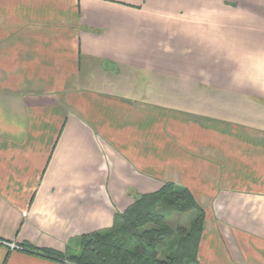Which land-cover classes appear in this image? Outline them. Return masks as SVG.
Instances as JSON below:
<instances>
[{"label":"crops","instance_id":"crops-1","mask_svg":"<svg viewBox=\"0 0 264 264\" xmlns=\"http://www.w3.org/2000/svg\"><path fill=\"white\" fill-rule=\"evenodd\" d=\"M165 182L198 264H264V0H0V264Z\"/></svg>","mask_w":264,"mask_h":264},{"label":"trees","instance_id":"trees-1","mask_svg":"<svg viewBox=\"0 0 264 264\" xmlns=\"http://www.w3.org/2000/svg\"><path fill=\"white\" fill-rule=\"evenodd\" d=\"M187 212L193 213L188 224L170 223L175 214ZM203 221L190 191L165 182L153 193L135 195L109 228L78 236L63 253L39 250L71 264H198Z\"/></svg>","mask_w":264,"mask_h":264},{"label":"rangeland","instance_id":"rangeland-1","mask_svg":"<svg viewBox=\"0 0 264 264\" xmlns=\"http://www.w3.org/2000/svg\"><path fill=\"white\" fill-rule=\"evenodd\" d=\"M192 219V214L190 212H187L185 214H175L169 219V221L172 225H174L175 223L188 224V222Z\"/></svg>","mask_w":264,"mask_h":264}]
</instances>
